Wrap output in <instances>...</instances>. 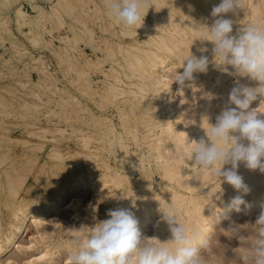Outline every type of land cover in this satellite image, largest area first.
Instances as JSON below:
<instances>
[{
	"label": "bare ground",
	"instance_id": "1",
	"mask_svg": "<svg viewBox=\"0 0 264 264\" xmlns=\"http://www.w3.org/2000/svg\"><path fill=\"white\" fill-rule=\"evenodd\" d=\"M220 2L148 0L149 9L143 11V24L137 30L124 28L110 16L105 0H55L52 13L41 15L36 11L35 24L28 26L30 31H27L37 45L42 40L41 45L50 46V39L43 37L44 30L39 33L42 38L36 36V27L43 29L46 26L43 18H59L52 24L49 21L50 29L54 30L53 23L57 21L63 31L58 35L61 49L56 46L60 51H55L59 52L58 67L62 71L63 85L56 87L58 92L56 88L51 90L47 98L55 102V108L45 112L43 109L40 113L33 111L38 109L39 100L28 102L16 94L11 99L3 94L0 95V114L10 113L6 105L19 107L22 115H35L36 123L41 116L48 118L51 113H56L61 124L53 128L39 125L31 129L28 126L26 131L27 135L42 137L39 139H45L48 132L55 131L60 135L63 147L53 145L48 149V160L40 163L35 149L44 144L11 136L9 127L1 124L0 116V254L14 244L28 217L39 230L47 231L43 215L77 191L81 194L91 190L99 192L94 195L90 209H97L100 202L104 203L107 213L128 207L138 219L140 230L146 232L148 228H154L150 237L146 233L142 236L158 238L162 243L171 239L163 213H167L170 206L179 211L182 222L198 227L208 238L216 222L235 214L234 210H221L226 209L231 198L243 194L222 177L220 186L219 178L195 167L194 160H190V154L185 151L191 141L198 142L202 137L210 143L204 128L208 122L215 125L224 105L229 104V93L237 83L258 86V82L248 77L237 76L238 80L234 81L231 66H226L227 72L216 66L214 44L199 40L200 32L196 26L206 24L210 27L215 19L211 10ZM31 3L32 7H39L36 2ZM244 5V10L238 14L226 16L234 21L233 34L248 22L264 21V0H244ZM21 9V4L16 6V10ZM202 49L206 51L201 52ZM190 53L197 57L206 55L208 70L194 73V79L181 87L171 76L182 74L181 66ZM37 57L43 58L41 54ZM32 58L36 57L32 55ZM49 75L47 81L53 82ZM188 82L192 85L188 86ZM174 87H178L180 100L172 98ZM215 100H221L219 107ZM262 101L264 97L258 96L250 110L256 109L253 107L255 102L259 107ZM230 107L236 106L230 104ZM260 115L263 118L264 114ZM70 141L75 147L72 148ZM18 144L25 148L21 154L14 152V146ZM118 152L123 158L119 162L115 159ZM228 168L231 164L224 165V169ZM47 172L53 173L54 177L46 183ZM237 172L250 188L243 198L252 206L244 213L264 209V173L259 169H248L244 162L239 163ZM30 175L36 181L42 179L45 185L49 184L47 189L52 190L51 198H39L34 183L28 180ZM103 193L106 195L101 196ZM80 202L81 199L74 198L72 205L79 207ZM74 230L80 229L75 227ZM68 242H59L56 250ZM50 254L52 252L47 250L43 255ZM51 258V264H54V256Z\"/></svg>",
	"mask_w": 264,
	"mask_h": 264
},
{
	"label": "clouds",
	"instance_id": "2",
	"mask_svg": "<svg viewBox=\"0 0 264 264\" xmlns=\"http://www.w3.org/2000/svg\"><path fill=\"white\" fill-rule=\"evenodd\" d=\"M105 7L124 28L136 30L143 24V11L149 9L148 0H105ZM244 7V0H221L211 10L215 18L211 26L197 25L196 29L200 32L199 40L214 44L212 51L218 68L227 72L226 66H231L232 75L248 77L258 82V86L237 83L229 93V104L236 107L224 108L215 125L207 120L208 126L204 129L210 143L202 137L198 142L191 141L185 151L190 154V160H194L195 167L219 178L220 186L222 177L224 182L246 195L250 188L237 172L239 163L244 162L248 169L264 173V118L260 115L264 114V101L250 110L258 96L264 97V21L248 22L233 34L234 21L226 16L228 13L236 15ZM208 66L206 55L197 57L190 53L181 66L182 74L176 73L174 81L183 87L186 81L194 79V73L207 72ZM226 164H231V168L224 169ZM243 195L231 198L221 211L249 210L252 205ZM163 213L171 239L162 243L158 238L142 236L139 221L130 209L109 210L108 219L96 223L87 234L71 238L69 264H204L202 252L209 247L208 236L198 227L182 222L176 208L170 206L168 212ZM255 226V239L240 254V264H264V211ZM240 232L239 226H230L225 233L246 241L248 237Z\"/></svg>",
	"mask_w": 264,
	"mask_h": 264
},
{
	"label": "rangeland",
	"instance_id": "3",
	"mask_svg": "<svg viewBox=\"0 0 264 264\" xmlns=\"http://www.w3.org/2000/svg\"><path fill=\"white\" fill-rule=\"evenodd\" d=\"M33 1L36 2L39 5V7H36V8L32 7L33 5L31 2ZM53 1L55 2V0H8V1L1 0V4H0V8H1L0 9V26H1L0 27V95L5 94L7 98H10L11 96L13 97L14 94H16L21 99H25L28 102L39 100L41 103L38 106V109H34L33 111L38 110L40 113L43 111L45 112L47 109H49L50 111L51 109L55 108L54 107L55 102H51V100L49 101L47 99L49 97L48 93L51 90H54L56 87L63 85V75H61L62 71L58 67V62H59L58 53L59 52H55L59 49L56 46H59L61 49V40L58 39L59 38L58 35L60 34V32H63V31L60 28V26H57V24H59V22L57 21H56V24L53 23V27L54 26L55 27L53 28L54 30L51 31L52 22H54L55 20L59 21V18L57 17L54 18L51 16L46 17V19L43 18L42 21H44L46 25L45 26L46 30H45V27H42L43 29H41V27H38V28L36 27L35 31L37 30L36 32H38L36 36H39L40 35L39 33L41 32L40 30L42 31L44 30L45 33L43 37L50 39L48 43L50 44V46L49 45L46 46L45 44H43L45 45L44 47L40 43L42 42V40H40L39 42L40 45H37L36 44L37 42L36 43L33 42L31 37L29 36L30 34L28 31H30L29 28L34 26L35 24L33 22V18L35 17L37 12L41 13V15L53 12L54 10L53 8L54 6L52 7ZM19 4H21L22 9L16 10V6ZM40 10L42 12H40ZM34 11L35 12L37 11V12L35 13ZM22 12L25 14H22ZM56 13H58L59 15L60 12L57 11ZM49 21L51 24L49 23ZM47 31H51L50 32L51 34ZM55 31L57 32L60 31V32L57 33ZM39 37L42 38V35ZM14 44L15 45L18 44V46H14ZM19 46L22 49L18 48ZM19 49L21 51H19ZM87 51L90 52L89 49H87ZM30 53L33 55V57H36L37 59H39L38 60L39 62L37 60H33L36 58L31 59L32 55L30 56ZM40 54L43 56V58L37 57ZM40 59H43L44 62ZM5 60L8 61V63ZM233 71L234 70L231 68L230 72L232 73ZM48 75H49L48 77L49 79L51 78V76L53 77L51 78L53 82L47 81ZM175 75L176 74H173L171 76L173 80L175 79ZM55 78H56V81H55ZM42 79H46V81L44 82V80ZM232 79H234V81L238 80L237 76H234V75ZM41 81L43 82L40 83ZM48 83H50L51 85L49 86ZM187 85L191 86L192 82H188ZM177 90H178V87L173 88L172 98L180 100V96L177 94ZM57 92H58V89H57ZM38 96L41 98L38 99ZM190 98L191 99L194 98L192 93L190 95ZM215 103H216V106L219 107L221 105V100L220 101L215 100ZM255 103L253 104V107L257 108L258 103L256 104ZM5 107L6 109L10 110V113L5 114V115L0 114V116L3 119V122L1 124L9 127L8 128L9 131L8 130L7 131L9 132L11 136L17 137V138L28 139L31 141V143L42 142L44 144L41 147L42 151H41V148L40 149L38 148L39 150L35 149L36 155L39 156L40 163H43L45 160H48V157L46 155H47V152L52 147L54 146L63 147L61 143L62 139L60 135L55 134L56 133L55 131H50V133L48 132L47 137H45V139H48V140H45L44 138L39 139L42 137H39L38 135L36 136L35 134H34L35 137L33 136V134H31L32 136L29 135L30 133L27 135L28 132L26 131L28 126H31L32 127L31 129H33L34 126H39V125L50 126L53 128L57 124H61L60 120L58 121L59 118L56 113L49 112L51 113L50 117L45 118L41 116L42 119L37 120V122L35 123L34 122L35 115L33 117L31 114L22 115L20 113L21 109L19 107H10L9 105H6ZM224 107L225 108L230 107V104H225ZM34 108H37V106L35 105ZM215 110H218V108H215ZM49 118L51 121L47 120ZM263 118H264V115H263ZM47 121H49V123ZM53 138H56V139L54 140ZM49 139L50 140L53 139V140L49 141ZM70 142H71L72 148L75 147L74 142L72 141ZM24 151H25V148L21 146V144L14 146V152L16 154H21ZM117 156L115 159L118 160V162L122 161L120 159H123V158L119 154V152ZM46 175H45L46 177L44 178L46 183L48 180L54 177L53 173L51 172H47ZM50 175L52 177H50ZM32 178L33 176L30 175L28 180L29 182L34 183L37 189L39 198L41 199L45 197H48V199L51 198L52 190L47 189L49 184L45 185L42 179L39 181L37 180L38 181L37 182L34 178L33 179ZM97 194H99L98 191L91 190L87 192V194H81V191H77V192L71 193L70 196L69 195L66 196L64 200H62L60 203H58L55 206V208L51 209L50 212L48 211L46 214L43 215L42 220L47 226L46 228L47 231H44L43 229L39 230L34 225L32 219L28 217L19 235L17 236L14 244L10 247V249L7 252L0 254V264H51L52 255L54 256V259H53V262H55L54 264H67V263L69 264V261L67 258L71 254L72 248L70 246H69L70 248L67 246L70 245L71 238L76 235H84L85 233L87 234L90 231V229L95 226L96 223L100 222V220L103 221L104 219L107 218L106 217L107 212L103 205L104 204L103 202L99 203L97 209L96 207L93 209L88 208L89 205L92 204L93 199L95 198L94 195L96 196ZM105 195L106 193H103L101 196H105ZM74 198L81 199V202H80L81 205L79 207H77L78 205H75V206L72 205ZM125 208H128V207H125ZM262 211H264V209L259 210V211H250V212L244 213L245 211L242 210L239 213L235 212V214L216 222L214 224L215 229L209 237L210 239L209 247L208 249L202 252L204 264H240V259H239L240 254L244 252L248 248L251 241L255 239V236H256L255 222L260 216ZM100 215H102V217ZM230 226H239L241 229L240 234L248 237V239L246 241H241L236 236H231L232 234L225 233L229 229ZM75 227H79L80 230L73 232V228ZM148 229L146 232L142 230L141 232L142 234L146 233L150 237V235H152V232H154V228L150 227ZM67 236H69L70 238H68ZM65 240L69 241L68 244L64 245V247L62 246L59 250L58 249L56 250L59 242L65 243L66 242ZM52 249H55V250H52ZM47 250L50 253L52 252V254L44 256L43 254ZM42 257L44 259H41Z\"/></svg>",
	"mask_w": 264,
	"mask_h": 264
}]
</instances>
